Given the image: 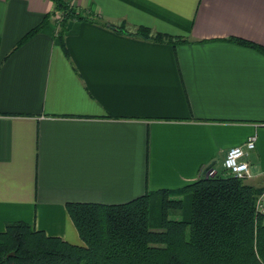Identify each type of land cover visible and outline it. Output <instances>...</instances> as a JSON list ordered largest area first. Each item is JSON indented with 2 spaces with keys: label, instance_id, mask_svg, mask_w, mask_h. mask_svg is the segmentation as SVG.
Listing matches in <instances>:
<instances>
[{
  "label": "crops",
  "instance_id": "1",
  "mask_svg": "<svg viewBox=\"0 0 264 264\" xmlns=\"http://www.w3.org/2000/svg\"><path fill=\"white\" fill-rule=\"evenodd\" d=\"M72 2L88 18L62 26L51 0H0V230L82 244L66 202L179 188L252 134L244 181L264 189V0Z\"/></svg>",
  "mask_w": 264,
  "mask_h": 264
},
{
  "label": "trees",
  "instance_id": "2",
  "mask_svg": "<svg viewBox=\"0 0 264 264\" xmlns=\"http://www.w3.org/2000/svg\"><path fill=\"white\" fill-rule=\"evenodd\" d=\"M51 1L62 26L69 18H88L72 0ZM108 26L154 41L184 40L152 34L144 25L133 31ZM39 27L40 23L30 28L17 45ZM234 39L263 49L252 41ZM261 191L242 178L215 172L121 203L68 201L65 207L82 244L11 220L0 230V264H264V216L255 210Z\"/></svg>",
  "mask_w": 264,
  "mask_h": 264
},
{
  "label": "built area",
  "instance_id": "3",
  "mask_svg": "<svg viewBox=\"0 0 264 264\" xmlns=\"http://www.w3.org/2000/svg\"><path fill=\"white\" fill-rule=\"evenodd\" d=\"M256 134L250 135L243 143L230 146L222 160L223 171L239 178H246L251 175L250 165L245 158L246 150L255 147ZM213 168L203 170V174H214ZM255 210L264 216V189L257 195L255 200Z\"/></svg>",
  "mask_w": 264,
  "mask_h": 264
},
{
  "label": "rangeland",
  "instance_id": "4",
  "mask_svg": "<svg viewBox=\"0 0 264 264\" xmlns=\"http://www.w3.org/2000/svg\"><path fill=\"white\" fill-rule=\"evenodd\" d=\"M220 173H224V172L223 171H220ZM158 209L159 208H156V210H154V211H159ZM169 216H179V214L178 213H170Z\"/></svg>",
  "mask_w": 264,
  "mask_h": 264
}]
</instances>
